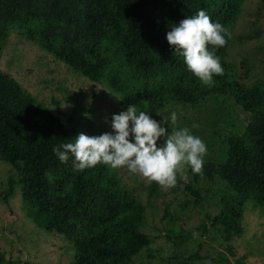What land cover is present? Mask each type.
<instances>
[{
  "label": "trees",
  "instance_id": "obj_1",
  "mask_svg": "<svg viewBox=\"0 0 264 264\" xmlns=\"http://www.w3.org/2000/svg\"><path fill=\"white\" fill-rule=\"evenodd\" d=\"M240 5L241 0H53V15L46 16L31 0H0V56L1 36L16 26L79 75L105 85L125 109L132 104L155 113L233 96L250 116L224 136L216 172L229 194L219 212L207 214L229 241L240 231L248 201L264 214V98L254 103L234 79L223 58L227 45L217 49L225 73L207 86L173 55L166 33L201 9L225 26ZM57 27L72 34L56 33ZM71 140L63 118L0 69V160L18 173V179L8 177L3 202L20 185L23 207L35 225L71 242V264H135L133 257L151 243L141 230L142 199L106 165L75 171L72 158L61 163L52 149Z\"/></svg>",
  "mask_w": 264,
  "mask_h": 264
},
{
  "label": "rangeland",
  "instance_id": "obj_2",
  "mask_svg": "<svg viewBox=\"0 0 264 264\" xmlns=\"http://www.w3.org/2000/svg\"><path fill=\"white\" fill-rule=\"evenodd\" d=\"M31 2L38 12L53 15V0ZM59 13L67 15L63 7ZM225 27L231 37L223 58L231 64L234 79L247 88L254 103H259L264 98V0H241L238 14ZM54 32L72 34L59 27ZM1 41L0 69L37 102L62 117L72 139L80 132L98 136L111 131L112 115L126 110L105 85L79 75L21 34L18 27H10ZM173 111L178 123L170 126L169 132L172 127H188L206 143L202 174L187 169L186 178H178L175 187L165 189L127 169H116L124 186L143 201L141 230L151 240L133 262L264 264V214L258 205L246 203L240 231L229 241L220 236L207 216L219 212L229 194L216 172L224 136L233 123H245L249 112L230 94H220L195 108H164L148 114L157 121L163 117L170 120ZM9 176L18 179L12 165L0 160V264H71V242L60 233L49 234L35 225L23 207L20 185L16 184L8 201L3 202L1 191Z\"/></svg>",
  "mask_w": 264,
  "mask_h": 264
},
{
  "label": "clouds",
  "instance_id": "obj_3",
  "mask_svg": "<svg viewBox=\"0 0 264 264\" xmlns=\"http://www.w3.org/2000/svg\"><path fill=\"white\" fill-rule=\"evenodd\" d=\"M230 37L229 30L213 22L203 9L166 33L173 55L182 57L187 69L207 86L214 85V76L225 73L217 49L225 47ZM177 123L175 111L170 120L163 117L157 121L147 111H138L129 104L126 110L112 115L111 131L98 136L80 132L52 151L61 163L72 158L75 171L103 164L114 170L127 169L168 189L177 185L178 178H186L187 169L202 174L207 155L206 143L188 127H172L169 132L170 126Z\"/></svg>",
  "mask_w": 264,
  "mask_h": 264
}]
</instances>
